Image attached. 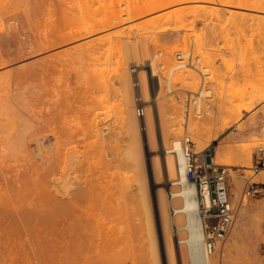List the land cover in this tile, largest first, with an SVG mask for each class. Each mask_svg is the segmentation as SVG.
I'll use <instances>...</instances> for the list:
<instances>
[{
	"label": "bare ground",
	"instance_id": "1",
	"mask_svg": "<svg viewBox=\"0 0 264 264\" xmlns=\"http://www.w3.org/2000/svg\"><path fill=\"white\" fill-rule=\"evenodd\" d=\"M100 1L101 3L105 1V5H101L105 14L100 11L99 1V9L98 6L96 7V0H0V230L8 231L15 217L35 220L39 216V220H43V217L45 220L48 216L49 222L54 221L55 218L48 219L52 211L51 204L63 208L60 211L57 207L52 208L57 211V218L59 215L67 217L66 212H68L70 217L76 219L80 216L82 220L80 214L83 210L80 212V206L83 204L78 194L83 188L82 191H85L86 195L90 193L87 194L89 187H82L87 183H83L84 179L80 177L84 175V182L86 181V177L90 174L88 172L87 175L89 164L93 158L97 160V157H100L103 173L110 167L108 166L111 145L110 122L104 120L110 114L107 112L111 103L119 107L117 114L120 115L121 121L119 119L117 121L121 122V130L127 133L129 139V142L122 146L121 162L133 161L138 173L142 175L146 169L145 152L151 156L153 171L151 184L153 187L157 186L158 211L164 232L163 240H165L168 264L176 263L174 245L175 248L179 245L181 251L184 250L181 246H185L187 264H219L223 255L221 252L230 250L231 246L240 240V226L236 220L228 238L229 242L222 245L219 255L210 253L213 251H210L206 245L197 187L187 174V158L182 143L184 131L182 125L185 121L180 120L181 111L176 103H170L171 100L168 98L157 101L176 87L174 86L176 81L173 82L176 71L169 74L168 83L165 84L160 75L164 66L155 62L158 61L157 56H160L162 51L168 56L165 58L172 59L171 56L176 49L190 45L191 38L196 44L197 59L201 62L200 56H202L208 62L211 57L204 49V43L212 44L220 37L231 38V29H234L232 33L233 31H237V34L241 33L238 36L242 35L241 40H243L245 18L257 19L264 23V0H127L126 6L123 4L125 7L120 4L121 0L120 2L117 0L119 3L116 1L118 4L109 1L111 5L108 3L107 6V0ZM93 3L95 7H92ZM94 10L100 11V15L103 16L98 17V14L94 16ZM198 18L216 19L220 28L217 26L208 28L204 35L197 33L195 26ZM170 20L174 22L171 23ZM175 22L180 23V25L176 24L187 30L183 39L184 45L170 46L167 42L161 44L155 34L158 32L153 30L176 29ZM133 27L153 28V30L145 29L138 37L136 36V40L131 41L126 38L123 42L124 46L126 45L125 58L121 54L115 61V67H111L110 51L120 47L121 32L124 33L127 28L133 30ZM217 29L220 30L219 33ZM135 31L137 32V29ZM261 33L264 34V31ZM231 40L234 41V38ZM248 43H245L246 48H249ZM244 47L243 49H246ZM159 56L158 58L161 59ZM132 59L140 61L144 66L147 64L144 62L150 60L149 66L153 67H150V72L142 69L138 73L140 83L138 91L146 107L144 116H138L137 113V91L134 89L130 71ZM137 65L140 66L139 63ZM185 68L179 70L180 72L177 71L181 75L180 82L184 83L186 89L196 91L198 83L194 79L188 80L189 78L184 74L189 70ZM212 73H215L214 69ZM214 77L212 80L208 78L210 80L205 83L209 95L199 104V111L194 115L192 114L194 110L189 113L185 125L186 131L199 134L203 130V125L200 119L197 120V116L211 111V103L216 92ZM263 98L264 94L259 99ZM113 99L119 104H115L117 102L115 100L112 103ZM255 102L256 100H251L245 104V107L248 108ZM225 114L227 116L225 125L235 124L242 115L241 107H226ZM242 135L230 137V140ZM159 136H161V148H156ZM146 140L147 143L144 144ZM205 147L206 145L202 143L198 145L197 150L193 148V151L204 152ZM228 147L229 145L224 141L217 146L213 158L214 164L223 163L221 157ZM241 147L238 150L245 156V166L250 168L251 146ZM158 151L164 153V163L163 157L156 155ZM92 161L94 163V159ZM164 167L169 177V184L171 183L169 193L163 179ZM83 170L86 171L87 176ZM79 172L83 175L80 176ZM255 175L256 173L253 176ZM256 176L264 181V171H260ZM79 180L82 189L78 193L76 192L78 188L72 189V187L77 184L76 187L81 188L78 186ZM235 180L238 183H235L236 181L234 183L240 186V179ZM141 189L142 211L146 217V231L150 237V253L154 264H159L145 178ZM58 198L62 199V202H57ZM83 199L84 203L87 198ZM80 200L81 204L78 203ZM47 207L50 211L48 210L49 213L46 214L43 208L46 210ZM82 208L89 209L87 210L89 213H82L83 216L90 214L89 219L93 217L90 211V209L94 210L92 207L89 208L85 203ZM63 210L66 211V215L63 214ZM40 214L43 216L41 217ZM85 223V227L80 222L79 225L82 224L83 229H86ZM40 227L44 226L41 224ZM109 257L107 261L110 260ZM95 261L88 264H96Z\"/></svg>",
	"mask_w": 264,
	"mask_h": 264
},
{
	"label": "rangeland",
	"instance_id": "2",
	"mask_svg": "<svg viewBox=\"0 0 264 264\" xmlns=\"http://www.w3.org/2000/svg\"><path fill=\"white\" fill-rule=\"evenodd\" d=\"M98 1L101 3L100 0H96L97 3L95 4L96 7L98 6L99 9ZM109 1L113 3L116 2L117 0L115 1L107 0L106 6L108 5V3L109 5H111ZM118 1L120 2V0ZM126 1L127 0L122 2L121 0L120 4L122 5V7L126 6L125 4ZM104 2L105 1H103L100 4V7L102 4L105 5ZM117 2L115 4L119 3ZM95 4L92 7H95ZM123 4H125V6H123ZM102 8L104 7H101L100 11L103 14L104 11L102 12ZM94 11H95L94 16L97 14L98 17L103 16L100 15V11L99 12L97 10ZM91 13L93 14V11H91ZM210 19L198 18L196 20L195 27L197 33H203L204 35L205 32L207 31L206 29L208 28L211 27L213 28L214 26L220 28V25L218 26L219 23L217 24L218 21H216V19L213 20ZM256 20H253L251 18L244 19L245 26L243 25V28L245 29H243L244 31L242 32V34H244L243 40H241L242 35L241 37L238 36L241 33L237 34L236 33L237 31L235 32L233 31L232 33V30L234 29H231L230 37L232 36L231 38L232 39L234 38L235 42L231 40V38L228 39V37H226L225 38L226 41H225L223 37H220L218 38V40L216 39V41L212 42V44L205 45L204 43V49L210 53V57H211L210 58L211 61L209 60L208 62L205 61V59H203L202 56H200L201 62L199 61L200 59H197L198 52L196 51L197 50L196 44L193 38L190 39L191 42L190 45H188L189 47L187 46L185 48L184 46H182L184 45L183 39L187 30L180 27L179 26L180 23L175 22L174 24L176 23L179 24V25L176 24L177 28L176 29L172 28L170 30L168 29L166 31L165 30L159 31V29L153 30V28L151 29L145 28L151 31L156 30V32L158 33L155 34L158 36L157 38L160 40L161 44H166L167 42V44L170 46L171 45L180 46V47L182 46L181 48H183V49H176L174 51V54L171 56V58L172 57L173 58L170 60H168V58H165L167 54H165L163 51H162V53H164L163 55L162 53L160 54V56L158 55L159 57H161V59H159L157 56L158 61L156 59L157 62L155 63L159 65L162 63V65L164 66V68L162 69L159 68V71L160 69L163 70V72L160 71V75H162V81L165 84L168 83V77L172 67L171 65L176 62L178 51H188L191 52L193 56V64L186 67L188 68L189 70L188 72L190 73L186 72L187 74L185 73L184 75H186V77L189 78L188 79L189 81L194 79V81L198 83V86L196 87L197 90L200 88L203 79L204 82L206 83L208 80H210L208 78H211L212 80L213 76H215L214 77L215 79L213 80H214V86H215L214 88L216 92L214 99L212 100L211 103L212 105L211 111L206 114H204L205 112L203 113L201 112L202 114H199L198 116L196 115L198 118L196 119L198 121L200 119V123H202L203 125V130L199 134L198 133L195 134L194 132L191 131H186L185 129L186 121L188 118L185 117V111H184L185 109L182 100H184L190 93L194 92L195 90L186 89V87L183 85L184 83L180 82L181 75H179L180 72L179 70H178L179 72L176 71L177 74L174 73L175 76L173 75L174 76L173 82L176 81V84L178 83L177 85L176 84L174 85L176 87L173 86L175 89H177L175 91V94L168 92L166 96H164L163 98H159L157 101L166 100L168 98V100L170 99L172 101V102L169 101L170 103H174V104L176 103L175 105H177L179 110L181 111L180 120L185 121L183 122V125L181 123V125L183 126L181 127L184 129V131L182 132V136H184L185 134L191 136L194 142V145L192 146L194 150H197L198 145L202 143L206 145V147L211 146L213 150V158H214L217 152V146L221 142L224 141L225 144L229 145V147L225 150L223 157H221L223 159L222 160L223 163L221 165H228L231 167L230 196H231L232 204L237 211L236 220L238 221L240 226L241 238L240 240L236 241L234 246H231L230 250L221 252L223 255L220 258L221 261L219 264H264V195L259 197L246 196L245 198H243V191L248 180L257 181V182H264V181L258 179V176H256L257 174L260 173V171L256 173L252 169L245 166V156L241 154L238 150V148H240L241 146H242L241 148H243V145L251 146L250 165L252 167L254 164L255 150L261 145L264 146V98L259 99L264 94V42H263L264 34L261 33L264 31V25H262L264 23ZM170 21L171 23L174 22L172 20ZM128 28L132 29V27H128ZM128 28H127L128 31L126 30L127 33L125 30L124 33L121 32L122 42H120V47H119L120 49L115 47L110 51V56L112 60L111 67H115V61L121 56V54L125 58L126 45L124 46L125 43L123 42L126 41V38L130 39L131 41L136 40L138 35L145 30V29H138L136 27H133V30ZM136 29L137 32L135 31ZM218 29L217 31L219 33L220 30ZM128 33H130L131 35H129ZM260 34H262V36ZM237 41L241 43L245 42L246 44L247 42H249L248 43L249 48H246L247 45H245V43L240 44ZM232 46L233 47L237 46V47L236 48L234 47L235 49H233ZM243 47L246 49H243ZM237 49H239V51ZM137 62L140 64V66L137 65L138 64ZM150 62H151L150 60H146L144 63L147 64L146 66H144V64H142L140 61H136L134 59L130 61V69H131L130 71L132 72L131 74H132L133 84L134 81L138 79L139 71H141L142 69L144 70L146 69V71L148 72L151 71V68L153 67L149 66ZM194 65L196 67H194ZM198 65L200 67H197ZM205 69L207 71H205ZM213 69L215 73H212ZM158 74L159 73H157V75ZM191 74L194 77L196 75V78L192 77ZM203 76H205L206 79ZM133 86L135 91H138L135 85ZM113 91L114 90L112 89V92ZM112 92L111 94L114 93ZM176 95L179 96V99H176L175 97ZM150 99L153 100V97L150 96ZM114 100L115 102L117 101L116 99H113V102L112 101L111 102L114 103ZM151 100H149L150 103H152ZM251 100H256L255 104L246 108L245 104ZM117 103L118 101L115 104ZM177 103H179V105ZM110 106L108 107L109 112H107V114L109 113L110 114L107 116V119L104 120V122L105 121L110 122L109 133L111 136L110 137L111 145L109 148V155H108L109 157L108 160H110L108 166L110 167H108V169L103 173L104 169L102 168L101 165L102 163L99 160L100 157H97L98 156L97 155L96 157L98 162L97 160H95L96 158H93L94 163L92 159L89 164L90 168H88L89 171H87V175L89 173L90 174L88 175V177H86L87 176L86 171L83 170L84 171L83 173H85L86 175L85 176L86 181H88V178L90 179L89 180L90 182L88 181L89 184L86 181L84 182L85 180V178H83L84 175L83 173L81 174L79 172L80 176L83 175L82 177H80L81 179H84L83 183H87V184L85 186H82L83 185L82 180L79 178L81 180L82 185L80 184V180H79L78 186L81 185L82 187H87V188L89 187L87 189L89 192H87V190L86 192L87 194L89 193L90 194L86 195L85 191L84 192L82 191L84 188L82 189L81 186H80L81 188L76 187L77 182L75 183L76 185L72 187V189L73 188L79 189V190L77 189L76 192L78 191L80 192V189H82L81 192L80 193L78 192L79 194L78 193L77 194L81 196L80 198L82 199L83 205L86 203L89 206V208L92 207V209H94V210L90 209V211L92 212V215L95 219H92L93 218L92 216H91L92 218L89 219L88 216L90 214H88V216L87 215L83 216L82 213L87 214L86 212H88L87 210H89L86 209L88 208L86 207V205H85L86 211L84 210V208H82L83 205L80 206L81 207L80 212L82 210L85 211V212L82 211V213L80 214L82 220H80L81 219L80 216L79 218L77 217L80 221H78L77 218L74 219L73 217H70L69 216L70 214H68V212L64 210H63L64 211L63 214L66 215L67 213L68 216L65 217L63 214H61L64 217L59 215V217L57 218L58 213L56 210L52 209L53 207H55L54 205L52 206V204L51 206L48 205L52 207L50 208L52 211H50V209H48L47 207L46 210L45 208H43L45 210V211L43 210V212L44 213L46 212L47 214L49 213L48 212L49 210L50 215L48 214L49 215L48 219L55 218L56 221L51 220V222H49L50 220H47L48 216L45 219L47 221L44 220V217L43 220H39L38 219L39 216L36 217L35 220L34 219L28 220L25 219V217H15L11 221V227L9 228L8 231L0 230V264H88L95 260H96L95 261L96 264L98 263L105 264V262L106 264L108 263L154 264V259L150 253L151 252L149 246L150 237L148 235V232L146 231L147 230L146 217L142 211L141 184L144 178L146 179L147 182V195L150 202V211L152 218L151 221L155 230L154 235L156 237L155 239L157 243L156 244L158 250L157 258L159 259L158 263L168 264L167 254L165 250L166 249L164 242L165 240H163L164 232L158 211L157 186L153 187L151 184V181L153 180L151 156L145 152L146 169H145V173L142 175L138 173V168L136 164L133 163V161L127 160L124 163L121 162L120 152L123 150L122 146L128 143L129 139L126 135L127 133L122 131L120 127L122 125L120 122L121 117L119 114H117L119 107L111 103ZM226 107H231V108L241 107L242 115L240 119L237 122H235V124L230 123L228 125H225V120H226L225 118L227 117L225 114ZM180 108H182V110ZM197 112L198 111L196 110L192 114L194 115ZM115 118L117 119L115 120ZM118 119L120 120L119 121L120 123L117 121ZM235 126H237V128ZM237 135L240 136L242 135V137H238L237 139L230 140V137H234ZM145 142L147 143V140L144 141V144ZM156 148H161V136L158 137V143ZM156 155H161V157H163L162 160L164 163V153L158 151L156 152ZM208 161L209 162L212 161L211 156H209ZM262 168L264 169V165L262 166ZM163 169H164L163 179L165 182L164 184L166 185L167 192L169 193L171 189L170 188L171 183L169 184V177L167 175L165 167ZM263 169L261 171H264ZM101 171L103 174H101ZM255 173L256 175L253 176ZM237 176L240 179L239 181L240 186L235 184L238 183L235 179L239 180ZM252 176L255 179H253ZM73 191H75V189ZM82 192L86 196H84ZM81 193L83 194L84 197L88 199V200L86 199L84 203H83L84 197L82 196ZM234 194H236V196H234ZM78 195L77 197H79ZM58 200L56 201L62 202L61 201L62 199L60 200L58 198ZM57 202H52V203L54 204ZM78 203L81 204V200L80 202L78 201ZM56 207L57 209L59 208V211L63 209L60 208L58 205ZM42 214H40L41 217L43 216ZM60 217L63 218L61 219ZM83 217L84 219L88 218L87 221L84 220ZM64 218L65 220H63ZM96 218H98L97 221ZM66 219H68L69 221L67 220L66 222ZM63 221H64V225H63ZM71 221H73L74 223L72 224ZM79 222L82 223L83 226L84 223L86 222L85 223L86 229H83L85 226L83 227L82 224H80L81 225L80 226ZM91 222L93 223L94 226L92 225ZM41 224L44 227H40ZM74 224H77L78 226ZM62 225L63 227H61ZM70 225L74 227L72 228V226ZM79 227H80V231H79ZM89 228H91V230H89ZM230 234L228 238H230ZM228 238L225 240V242L219 243L217 247L213 250V252L210 253L219 255L222 245L224 246L229 242ZM175 247L176 245H174L175 262H176L175 264H187L185 260V256L187 254L185 253V246L183 245L181 246V248L184 247L183 251L179 249L180 248L179 245L177 246L178 248ZM177 251H178V255H177ZM181 253H184L185 255ZM105 254H107L106 257L104 256ZM108 256H110L109 257L110 260L107 261ZM181 256L183 259H181ZM102 258L106 260H103ZM99 259H101L100 260L101 262H99Z\"/></svg>",
	"mask_w": 264,
	"mask_h": 264
},
{
	"label": "built area",
	"instance_id": "3",
	"mask_svg": "<svg viewBox=\"0 0 264 264\" xmlns=\"http://www.w3.org/2000/svg\"><path fill=\"white\" fill-rule=\"evenodd\" d=\"M193 64V56L188 51H178L177 60L172 65L170 73L181 70ZM135 71V70H134ZM137 90L140 88L139 80L134 81ZM177 89L170 93L175 94ZM208 88L203 82L197 91L190 93L184 100L185 117L193 110L199 111V104L208 98ZM179 99V96H175ZM138 116L145 115V106L140 92L136 93ZM185 156L187 158V174L197 187L198 198L201 203V213L204 221L206 245L213 251L219 243L224 242L231 233L237 216V211L232 204L230 196L231 167L228 165H216L213 162V150L211 146L205 148L204 152H194V142L190 135L182 137ZM211 156L212 161L208 158ZM264 165V146H259L254 152V164L250 169L258 173ZM264 195V182L248 180L243 198L259 197Z\"/></svg>",
	"mask_w": 264,
	"mask_h": 264
}]
</instances>
